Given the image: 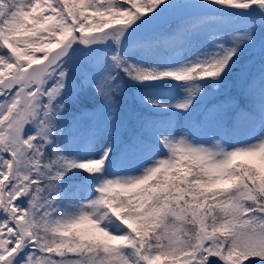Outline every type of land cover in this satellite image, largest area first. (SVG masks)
Segmentation results:
<instances>
[{
  "label": "snow or ice",
  "instance_id": "6c2138e0",
  "mask_svg": "<svg viewBox=\"0 0 264 264\" xmlns=\"http://www.w3.org/2000/svg\"><path fill=\"white\" fill-rule=\"evenodd\" d=\"M0 264H264V0H0Z\"/></svg>",
  "mask_w": 264,
  "mask_h": 264
}]
</instances>
